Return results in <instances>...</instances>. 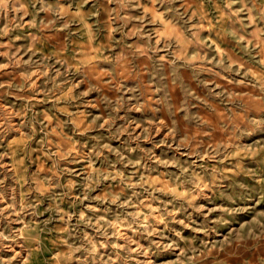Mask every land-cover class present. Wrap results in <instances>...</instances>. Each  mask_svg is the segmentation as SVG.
Returning <instances> with one entry per match:
<instances>
[{"label":"rangeland","instance_id":"374dc122","mask_svg":"<svg viewBox=\"0 0 264 264\" xmlns=\"http://www.w3.org/2000/svg\"><path fill=\"white\" fill-rule=\"evenodd\" d=\"M0 264H264V0H0Z\"/></svg>","mask_w":264,"mask_h":264}]
</instances>
